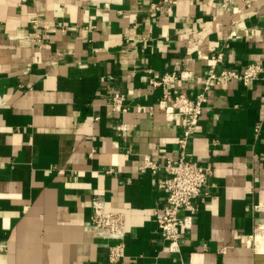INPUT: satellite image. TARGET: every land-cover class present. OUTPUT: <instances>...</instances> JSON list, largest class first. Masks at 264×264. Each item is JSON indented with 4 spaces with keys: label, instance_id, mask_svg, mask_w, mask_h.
<instances>
[{
    "label": "crops",
    "instance_id": "crops-1",
    "mask_svg": "<svg viewBox=\"0 0 264 264\" xmlns=\"http://www.w3.org/2000/svg\"><path fill=\"white\" fill-rule=\"evenodd\" d=\"M156 1L0 0V264H264V74L211 82L188 156L213 173L199 209L181 211L180 253L157 224L165 172L142 168L176 158L183 133L149 79L177 71L170 91L194 96L218 49L225 67L264 66V0H179L152 16ZM96 194L125 213L115 261L121 239L92 227Z\"/></svg>",
    "mask_w": 264,
    "mask_h": 264
},
{
    "label": "built area",
    "instance_id": "built-area-1",
    "mask_svg": "<svg viewBox=\"0 0 264 264\" xmlns=\"http://www.w3.org/2000/svg\"><path fill=\"white\" fill-rule=\"evenodd\" d=\"M178 2L179 0H158L151 4L150 14L156 16L157 12L164 7L177 5ZM220 3L225 9L234 8L229 0H222ZM35 39L39 43L42 42L43 33H36ZM209 58L211 65L204 87L194 96H189L184 91L176 93L170 91L171 84L178 79L177 71H168L159 79L154 77L149 79L151 85L162 87L165 90L162 99L177 113L183 127V133L178 138L180 152L176 158H169L165 163H160L150 155H144L142 164L145 170L165 172V175L158 179V184L166 193V198L162 207L156 211V218L162 238L170 253L181 252V240L186 224L181 211L195 213L209 193L205 187L208 186L209 177L213 173L212 163L210 161L202 163L190 158L188 146L190 138L195 135L204 105L208 100L211 82L239 79L243 84L248 85L251 81L262 78L264 74V66L256 62L249 63L243 71L223 66L225 53L221 49L213 51ZM110 104L115 112L126 113L129 110L127 96L122 92H114L111 95ZM141 108L139 107L140 110ZM127 129L128 125L125 121L115 124V131L118 135L123 136ZM257 130H260V125L257 126ZM92 206L91 223L94 232L105 238L121 239L118 244H108L110 259L115 261L124 253L125 213L110 211L107 208L106 198L101 194L93 196Z\"/></svg>",
    "mask_w": 264,
    "mask_h": 264
}]
</instances>
